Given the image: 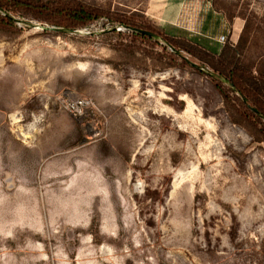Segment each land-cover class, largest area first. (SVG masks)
Wrapping results in <instances>:
<instances>
[{"label":"rangeland","instance_id":"1","mask_svg":"<svg viewBox=\"0 0 264 264\" xmlns=\"http://www.w3.org/2000/svg\"><path fill=\"white\" fill-rule=\"evenodd\" d=\"M82 1L264 65V0ZM17 20L0 32V264H264V142L208 64L106 17Z\"/></svg>","mask_w":264,"mask_h":264},{"label":"trees","instance_id":"2","mask_svg":"<svg viewBox=\"0 0 264 264\" xmlns=\"http://www.w3.org/2000/svg\"><path fill=\"white\" fill-rule=\"evenodd\" d=\"M20 15L64 29L84 27L106 17L122 25L135 39L152 42L155 37L161 38L176 55L181 56L184 51L213 69L224 100L232 102L231 92L238 100L240 108L234 105L236 112L231 116L232 122L246 127L256 141L264 142V65H254L242 58L245 44H241V40L237 44L226 42L208 46L183 30L171 31L159 26L145 12L108 11L82 0H0V32L5 34L10 29L13 36H18L22 20L17 17ZM223 81L227 89L222 88Z\"/></svg>","mask_w":264,"mask_h":264},{"label":"built area","instance_id":"3","mask_svg":"<svg viewBox=\"0 0 264 264\" xmlns=\"http://www.w3.org/2000/svg\"><path fill=\"white\" fill-rule=\"evenodd\" d=\"M219 40H220V41H224V40H225V37L222 35V36L220 37ZM73 106H74V108H75L76 110H78V109H77V108H78L77 103H73Z\"/></svg>","mask_w":264,"mask_h":264}]
</instances>
